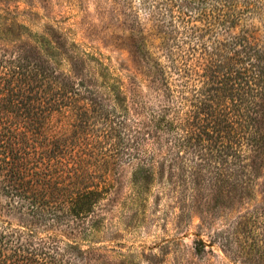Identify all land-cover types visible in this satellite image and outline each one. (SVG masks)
<instances>
[{"label":"trees","instance_id":"obj_1","mask_svg":"<svg viewBox=\"0 0 264 264\" xmlns=\"http://www.w3.org/2000/svg\"><path fill=\"white\" fill-rule=\"evenodd\" d=\"M107 2L116 64L0 13V264H123L103 244L122 168L264 159V0Z\"/></svg>","mask_w":264,"mask_h":264},{"label":"rangeland","instance_id":"obj_2","mask_svg":"<svg viewBox=\"0 0 264 264\" xmlns=\"http://www.w3.org/2000/svg\"><path fill=\"white\" fill-rule=\"evenodd\" d=\"M0 13L25 24V40L49 32L99 48L114 64L121 51L129 57L107 0H0ZM249 163V173L232 175L230 163L218 171L190 157L159 160L136 183L125 166L103 244L123 264H264V159ZM199 237L208 244L201 256Z\"/></svg>","mask_w":264,"mask_h":264}]
</instances>
